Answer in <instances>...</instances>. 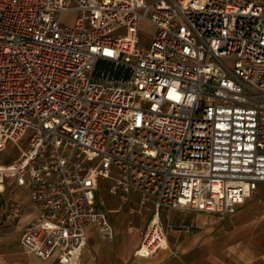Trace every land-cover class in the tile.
<instances>
[{"label":"built area","instance_id":"built-area-1","mask_svg":"<svg viewBox=\"0 0 264 264\" xmlns=\"http://www.w3.org/2000/svg\"><path fill=\"white\" fill-rule=\"evenodd\" d=\"M25 138L0 184L28 183L38 258L78 264L90 226L113 239L91 173L134 213L233 216L264 183V0H0V152ZM164 244L152 217L137 255Z\"/></svg>","mask_w":264,"mask_h":264},{"label":"crops","instance_id":"crops-1","mask_svg":"<svg viewBox=\"0 0 264 264\" xmlns=\"http://www.w3.org/2000/svg\"><path fill=\"white\" fill-rule=\"evenodd\" d=\"M10 166L0 168L6 170ZM5 182L6 178L0 184V190ZM20 187L12 196L13 201L25 205L18 220L6 221V207L0 197V264H61L55 258H38L20 245L21 232L34 216V209L29 206V185L26 183ZM106 190L111 197L120 199L122 207H128L130 218H123L120 216L122 210L109 204L112 218H108L113 227V239L100 240L95 227L87 228L86 245L78 264H264V183L258 184L233 216L202 224L178 218L177 211L161 210L155 215L151 204L146 205L141 213H134L130 206H135L136 195L131 194L130 202L122 204L121 196L111 190V184ZM152 217L162 224L165 244L153 256L140 257L137 251Z\"/></svg>","mask_w":264,"mask_h":264},{"label":"rangeland","instance_id":"rangeland-1","mask_svg":"<svg viewBox=\"0 0 264 264\" xmlns=\"http://www.w3.org/2000/svg\"><path fill=\"white\" fill-rule=\"evenodd\" d=\"M148 1H154V0H148ZM61 19H62V21H61L62 23L68 24L73 20L72 14L63 15ZM155 30H156V28L153 25L149 24L146 21L139 20L138 25H137V31H139V35L141 38L144 39V41L148 40V38L154 34ZM120 35H124L122 30L118 31L117 33H113L112 37H116V36H120ZM28 136H29V134L27 135V138H28ZM27 138L21 140L20 142H18L16 144H13L11 148H8L7 150L0 152V166H8V165L12 164V161L16 158V156H17L18 152L21 150V148H25V146L27 144ZM90 175L95 180V182L100 184V190L96 192V196L98 197V199L100 201L103 200L102 202L103 203L105 202L104 203V209L107 212L108 217L112 218V215L110 213L111 210H109V204H111V205L114 204L116 209L118 208V209L122 210V212H120V214H121L120 216H122L125 219H129L130 214L128 212L129 211L128 207L126 205L124 207H122L121 201L118 197H111L107 193L106 189H107L108 185L112 184L111 180H106V179L104 180V179L96 176L94 173H91ZM5 176H6L5 177L6 182H5L2 190H0V197L2 198V202H3L4 206L7 208L8 203L13 201L12 196H13L14 191H16V192L19 191L21 187H18L15 175H5ZM9 176H13V177H9ZM113 200H115V201H113ZM177 212H179L177 215L178 218L182 217L185 219H189V220H192L193 222H195L196 224H202L203 222H209L210 220H211V222H214L217 220L221 221L218 218H215V217L210 216V215L202 214V213L189 212V211H177ZM125 231H126V229H125ZM135 236H138V234L135 233ZM130 237H132V235Z\"/></svg>","mask_w":264,"mask_h":264}]
</instances>
